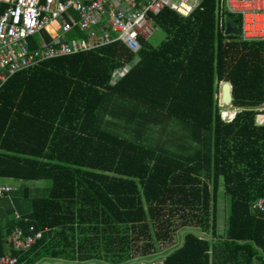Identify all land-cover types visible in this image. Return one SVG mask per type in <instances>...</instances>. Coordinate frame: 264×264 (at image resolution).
<instances>
[{"label":"trees","instance_id":"trees-1","mask_svg":"<svg viewBox=\"0 0 264 264\" xmlns=\"http://www.w3.org/2000/svg\"><path fill=\"white\" fill-rule=\"evenodd\" d=\"M217 9V0L187 17L163 9L154 23L166 38L156 47L141 41L136 55L113 43L7 80L0 177L50 186L31 200L27 222L0 221V254L7 234L28 223L43 234L26 252L9 250L20 264H126L167 253L184 230L182 245L150 264H264V218L250 210L264 198V111L256 109L264 42L226 34ZM124 63L130 69L111 84ZM223 81L239 108L228 122ZM172 117L189 125L193 146L174 151L169 138L143 136L150 125L162 134ZM221 186L227 213L218 231Z\"/></svg>","mask_w":264,"mask_h":264},{"label":"built area","instance_id":"built-area-1","mask_svg":"<svg viewBox=\"0 0 264 264\" xmlns=\"http://www.w3.org/2000/svg\"><path fill=\"white\" fill-rule=\"evenodd\" d=\"M202 0H0V88L14 74L43 61L93 51L113 43L124 45L134 55L153 32L154 16L168 8L182 17L201 8ZM218 21L225 28L227 14L238 19L239 39L264 42V0H217ZM50 30H53L51 32ZM131 65L114 70L115 83ZM13 187L0 183V198ZM250 210L264 218V198L250 203ZM17 221L27 219L15 216ZM43 230L28 224L15 226L6 236L9 250L26 252ZM8 250V251H9ZM0 264H20L9 252L0 254Z\"/></svg>","mask_w":264,"mask_h":264},{"label":"rangeland","instance_id":"rangeland-1","mask_svg":"<svg viewBox=\"0 0 264 264\" xmlns=\"http://www.w3.org/2000/svg\"><path fill=\"white\" fill-rule=\"evenodd\" d=\"M152 27H153V32L145 40V44L146 46L156 47L161 43V41H163L166 38V33L162 28L158 27L155 24ZM219 93H220V83H219ZM219 93H218V99H219ZM218 103L220 107V118L225 122L231 121V117L233 116V113L237 112L239 108H236L231 104L229 105L222 104V106H220L221 103L219 101ZM226 108L228 113L231 112V115H227V116L223 115L222 110ZM256 109L259 111L260 110L264 111V102L261 105H259ZM256 122H257V115H256ZM188 129H189V125L185 121L172 117L165 130L162 131V134H160V130L159 128H157V126L150 125V131L143 132V136L148 134L147 139H151L154 142H157L161 139L169 138L171 139V146L173 148L172 150L177 151V148L179 147L180 144H183L184 146H193V140L188 133ZM0 182L10 183L11 186H16L17 189L18 187H21L19 183L20 181L17 179L3 180L2 178H0ZM36 184H41L45 191V189H47L50 186V181L49 180L38 181L36 182ZM221 188L222 186L220 187V192L218 195V203H217L218 231L222 230L226 217L225 214L227 213L226 212L227 198L222 193ZM224 198H226V200Z\"/></svg>","mask_w":264,"mask_h":264},{"label":"crops","instance_id":"crops-1","mask_svg":"<svg viewBox=\"0 0 264 264\" xmlns=\"http://www.w3.org/2000/svg\"><path fill=\"white\" fill-rule=\"evenodd\" d=\"M136 60L137 58L134 59V61ZM0 178L3 180L14 179L11 177ZM19 181L21 187H18L17 189L16 186H12V192L7 196L0 198V221L5 226L16 221V215H21L24 217L27 213H29L31 211V200L33 198L41 197L45 192L41 184H36L38 181ZM0 183L11 186L10 183ZM8 250L9 249L7 248V252H9Z\"/></svg>","mask_w":264,"mask_h":264},{"label":"water","instance_id":"water-1","mask_svg":"<svg viewBox=\"0 0 264 264\" xmlns=\"http://www.w3.org/2000/svg\"><path fill=\"white\" fill-rule=\"evenodd\" d=\"M237 23H238L237 19L228 21L227 24H226L225 33L226 34H237L238 33ZM231 100H232L231 84L228 81H223V82L220 83V99H219V102L221 104L229 105V104H231ZM185 231H187V230H184V231L180 232V236L181 237H180V240H179V243L177 244V246H175L174 248L169 250L167 253L159 254V255H156V256H154L152 258H142V259H139V260H132L130 262H127L126 264H150V263H153V262L157 261L160 258H163V257L167 256L174 249H177V248H179L182 245V242H183L182 235H183V233H185ZM196 234H200V233H196ZM39 264H74V263H64V262H62L60 260H55L53 262L44 260V261L40 262ZM84 264H99V263L91 261V262H87V263H84Z\"/></svg>","mask_w":264,"mask_h":264},{"label":"bare ground","instance_id":"bare-ground-1","mask_svg":"<svg viewBox=\"0 0 264 264\" xmlns=\"http://www.w3.org/2000/svg\"><path fill=\"white\" fill-rule=\"evenodd\" d=\"M48 29L50 30V27H48ZM50 31L53 32V30H50ZM219 99H220V93H219ZM220 106H222V104H220ZM222 112H223V115L224 116L231 115V112L230 113L227 112V108L226 109H223Z\"/></svg>","mask_w":264,"mask_h":264},{"label":"clouds","instance_id":"clouds-1","mask_svg":"<svg viewBox=\"0 0 264 264\" xmlns=\"http://www.w3.org/2000/svg\"><path fill=\"white\" fill-rule=\"evenodd\" d=\"M234 114H235V113H233V116L231 117V120H232V118L234 117Z\"/></svg>","mask_w":264,"mask_h":264}]
</instances>
